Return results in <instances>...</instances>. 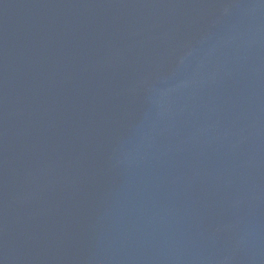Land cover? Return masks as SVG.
<instances>
[{"label":"water","instance_id":"95a60500","mask_svg":"<svg viewBox=\"0 0 264 264\" xmlns=\"http://www.w3.org/2000/svg\"><path fill=\"white\" fill-rule=\"evenodd\" d=\"M0 264H264V0H0Z\"/></svg>","mask_w":264,"mask_h":264}]
</instances>
